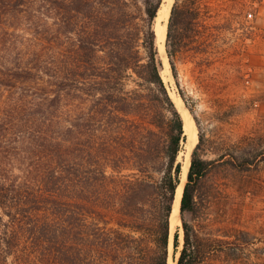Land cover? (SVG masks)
<instances>
[{"label":"trees","instance_id":"16d2710c","mask_svg":"<svg viewBox=\"0 0 264 264\" xmlns=\"http://www.w3.org/2000/svg\"><path fill=\"white\" fill-rule=\"evenodd\" d=\"M164 3L0 0V264H169L172 243L177 264L208 258L214 246L185 215L197 213L216 165L244 171L250 160H206L200 136L181 199V245L172 214L187 134L162 76ZM201 5L175 1L166 43L192 114L177 64L186 50L198 58V26L212 18ZM10 49L34 60L14 66L1 54Z\"/></svg>","mask_w":264,"mask_h":264},{"label":"rangeland","instance_id":"374dc122","mask_svg":"<svg viewBox=\"0 0 264 264\" xmlns=\"http://www.w3.org/2000/svg\"><path fill=\"white\" fill-rule=\"evenodd\" d=\"M200 2L202 18L207 20L206 11L212 18L198 26V58L194 61L192 51L186 50L177 64L194 106V114L187 109L198 140L190 155L185 144L180 161L184 164L192 156L202 135L204 159L215 160L224 153L233 163L235 154L249 158L250 168L237 171L229 168L231 164L216 165L197 192V213L185 217L206 246H214L203 264H264V0ZM169 18H159L156 27L160 22L168 26ZM207 42L212 43L210 56L204 53ZM18 51L1 54L14 66L34 60L33 52ZM161 56L162 76L178 103L181 97L168 54ZM172 229L173 234L179 230L183 245L181 212ZM171 260H175L173 243Z\"/></svg>","mask_w":264,"mask_h":264},{"label":"bare ground","instance_id":"6f19581e","mask_svg":"<svg viewBox=\"0 0 264 264\" xmlns=\"http://www.w3.org/2000/svg\"><path fill=\"white\" fill-rule=\"evenodd\" d=\"M172 1L173 0H171L167 5L164 3V5L162 6V9L160 10L159 18H162V19L167 18L168 19L169 15H170V9L172 6ZM166 27H167V25L163 26L161 24V22L156 27V31L158 34V46H159V50L163 54V56H167L166 51H165V44H164L165 37H166V29H167ZM177 100H178V103L175 100L174 101L176 102V104H177V106H178V108H179V110L182 113V116L184 118L185 131L187 134L186 148L188 149L189 155H190L191 150L194 148V146L198 140V136H197V130L198 129H197L195 120L193 119L191 114L188 112V109L184 106L182 99L177 97ZM190 164H191V157L188 158L186 160V162H184V164H183V172H182V176H181L182 177V184L178 187L177 197H176V200L174 203V209H173V214H172V224L175 222L176 219H179L180 209H181V199H182V195H183V191H184V185H185V181L187 178L188 170L190 168ZM169 264H175V262L170 259Z\"/></svg>","mask_w":264,"mask_h":264},{"label":"water","instance_id":"95a60500","mask_svg":"<svg viewBox=\"0 0 264 264\" xmlns=\"http://www.w3.org/2000/svg\"><path fill=\"white\" fill-rule=\"evenodd\" d=\"M165 1H167L166 2V5L171 1V0H165ZM176 1V0H175ZM175 1L174 2H172V7H173V5H174V3H175ZM171 11H172V8H171V10H170V15H171ZM168 23H169V21H168ZM167 38H168V26H167V30H166V37H165V41H166V43H167ZM183 101V100H182ZM184 102V101H183ZM186 106V105H185ZM187 108V107H186ZM191 165V164H190ZM189 170H190V168H189ZM189 170H188V173H189ZM188 180V174H187V178H186V181ZM182 184V177H181V182H180V185ZM179 185V186H180ZM184 187H185V185H184ZM183 194H184V191H183ZM176 197H177V194H176ZM182 197H183V195H182ZM175 200H176V198H175ZM181 202H182V200H181ZM180 212H181V209H180ZM171 259V258H170ZM174 262H176L177 263V261H175L174 260Z\"/></svg>","mask_w":264,"mask_h":264}]
</instances>
